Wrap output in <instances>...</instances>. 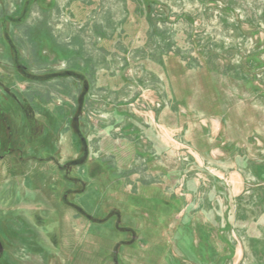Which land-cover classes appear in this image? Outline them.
Wrapping results in <instances>:
<instances>
[{
	"label": "rangeland",
	"instance_id": "rangeland-1",
	"mask_svg": "<svg viewBox=\"0 0 264 264\" xmlns=\"http://www.w3.org/2000/svg\"><path fill=\"white\" fill-rule=\"evenodd\" d=\"M0 264H264V0H0Z\"/></svg>",
	"mask_w": 264,
	"mask_h": 264
},
{
	"label": "water",
	"instance_id": "water-1",
	"mask_svg": "<svg viewBox=\"0 0 264 264\" xmlns=\"http://www.w3.org/2000/svg\"><path fill=\"white\" fill-rule=\"evenodd\" d=\"M0 250H2V246H1V244H0Z\"/></svg>",
	"mask_w": 264,
	"mask_h": 264
}]
</instances>
